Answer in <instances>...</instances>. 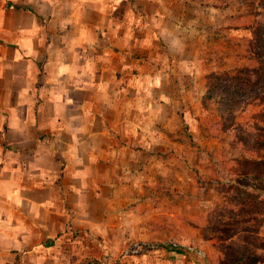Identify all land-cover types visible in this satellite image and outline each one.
Segmentation results:
<instances>
[{"label":"rangeland","instance_id":"rangeland-1","mask_svg":"<svg viewBox=\"0 0 264 264\" xmlns=\"http://www.w3.org/2000/svg\"><path fill=\"white\" fill-rule=\"evenodd\" d=\"M184 3L194 21L142 65L158 93L96 137L48 264H264V0Z\"/></svg>","mask_w":264,"mask_h":264},{"label":"crops","instance_id":"crops-1","mask_svg":"<svg viewBox=\"0 0 264 264\" xmlns=\"http://www.w3.org/2000/svg\"><path fill=\"white\" fill-rule=\"evenodd\" d=\"M184 2L0 0V264L62 251V209L91 182L96 137L140 123L161 80L142 65L156 39L194 21Z\"/></svg>","mask_w":264,"mask_h":264},{"label":"trees","instance_id":"trees-1","mask_svg":"<svg viewBox=\"0 0 264 264\" xmlns=\"http://www.w3.org/2000/svg\"><path fill=\"white\" fill-rule=\"evenodd\" d=\"M196 1H198V0H196ZM211 100H212L211 97H209V96H204V97L202 98V105H203V107H206V108L209 107L208 105L212 103Z\"/></svg>","mask_w":264,"mask_h":264},{"label":"built area","instance_id":"built-area-1","mask_svg":"<svg viewBox=\"0 0 264 264\" xmlns=\"http://www.w3.org/2000/svg\"><path fill=\"white\" fill-rule=\"evenodd\" d=\"M165 247H169V248L173 249L174 251H179L182 249L175 243H170L169 245H166ZM188 250L191 251V249H188ZM199 254L203 256V253H199Z\"/></svg>","mask_w":264,"mask_h":264}]
</instances>
